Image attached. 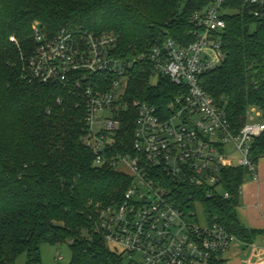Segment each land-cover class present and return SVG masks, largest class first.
I'll return each instance as SVG.
<instances>
[{
  "label": "trees",
  "instance_id": "16d2710c",
  "mask_svg": "<svg viewBox=\"0 0 264 264\" xmlns=\"http://www.w3.org/2000/svg\"><path fill=\"white\" fill-rule=\"evenodd\" d=\"M210 2L0 0V264H15L23 255L27 264H40L44 245H68L70 264H126L98 230V206L122 201L132 177L112 166H95L96 156L85 144V111L77 108L73 93L27 79L35 24L47 36L62 29L114 32L120 38L118 54L131 61L167 38L192 43L193 19ZM226 8L225 61L200 84L224 108L237 134L253 109L264 122V18L255 17L244 0H229ZM128 74L126 99L146 102L158 112L167 111L181 94L182 87L167 78L152 85V69L142 61ZM135 121V111L123 114L117 152L132 153ZM250 156L255 163L264 156V133L253 141ZM248 176L241 166L225 167L221 192L208 195L205 188L159 175L171 189L169 201L186 218L200 206L208 222L217 221L244 245L264 237V230L249 229L238 216Z\"/></svg>",
  "mask_w": 264,
  "mask_h": 264
},
{
  "label": "built area",
  "instance_id": "2783aa9c",
  "mask_svg": "<svg viewBox=\"0 0 264 264\" xmlns=\"http://www.w3.org/2000/svg\"><path fill=\"white\" fill-rule=\"evenodd\" d=\"M229 0H211L193 19V42L179 45L167 38L162 45L127 61L118 54L120 38L114 32L91 33L62 29L47 36L36 24L35 47L27 60V79L60 85L73 93L83 108L87 124L86 146L95 154V166H112L132 177L123 200L98 206V230L106 244L120 249L130 264H210L239 242L217 221L191 218L173 202L171 189L159 175L173 183L205 188L208 195L221 192V171L241 166L257 180L251 146L264 133L258 110L235 134L224 108L201 86L200 78L225 61L221 36ZM252 14L264 18V0H244ZM14 40V39H13ZM147 63L154 80L167 78L181 86V94L158 110L139 100H127L129 69ZM136 112L131 154L116 151L124 135L123 114ZM233 145L229 153L227 146ZM237 154V163L229 159ZM261 157L260 159H263ZM259 159V160H260ZM258 160V161H259ZM228 198V194H224ZM204 216V215H203ZM244 263L263 257L256 243L245 245ZM62 257L57 262L61 264ZM257 264H264L259 262Z\"/></svg>",
  "mask_w": 264,
  "mask_h": 264
},
{
  "label": "rangeland",
  "instance_id": "374dc122",
  "mask_svg": "<svg viewBox=\"0 0 264 264\" xmlns=\"http://www.w3.org/2000/svg\"><path fill=\"white\" fill-rule=\"evenodd\" d=\"M36 25V24H35ZM14 38H11V41H15ZM154 83H157V80H154ZM258 122H262L260 119H256ZM227 151L231 153L233 151V145L227 146ZM229 159H232L234 161V164L237 163V154H231L229 156ZM264 160V158H263ZM262 168V167H261ZM259 169L257 166V177L259 176V182L255 183L253 181H256L253 179V176L249 174V176L246 179L245 184H248L247 190L250 192L253 197V201L255 202L256 206V214L258 213L259 216L263 219L262 215H264V176H263V169ZM259 169V172H258ZM254 195V196H253ZM244 196H245V190L241 192V200H240V207H243L244 204ZM253 203V202H252ZM245 207V206H244ZM261 210V211H260ZM262 212V215H261ZM197 213L200 217V220H203V210L200 206H197ZM253 214V210H252ZM244 222V221H243ZM246 225L247 222H244ZM256 243V246L258 248H264V240H258ZM111 249L115 250L112 246ZM246 249V246L241 245L240 243H233L232 249L223 255V263L221 264H245L243 263L244 259H247L250 257L249 255H245L244 251ZM119 252H121L120 249H117ZM58 256L62 257L61 264H70L72 259V253L68 245H62V246H51V245H44L41 248V263L40 264H58L57 258ZM15 264H27L26 257L23 255L21 256ZM126 264H130L129 260H126Z\"/></svg>",
  "mask_w": 264,
  "mask_h": 264
},
{
  "label": "crops",
  "instance_id": "0c3cea01",
  "mask_svg": "<svg viewBox=\"0 0 264 264\" xmlns=\"http://www.w3.org/2000/svg\"><path fill=\"white\" fill-rule=\"evenodd\" d=\"M257 166L259 169L262 167L261 169H263V176H264V160L260 159L258 161ZM259 169H258V172H259ZM253 182L258 183L259 182V176H258L257 180L253 181ZM247 188H248V184H244L241 188V192H243L245 190V196H244V201H243L245 204L244 205L245 207L244 206L239 207L238 216H239L240 220L242 221V223L246 227H248L249 229H251V230H264V215H262V212H261V215L263 217V219H262L258 213L256 214L255 210H256V207H258V206H256L255 202L253 201L254 199L251 195V191L249 192L247 190ZM252 210H253V214H252ZM243 221L247 222L248 225H246ZM258 240H264V237L259 238ZM261 249L264 250V248H261ZM245 260L246 259L243 260V263ZM251 260H252L251 263H253V264H257L259 262L264 263V255H263V257H261L259 259L252 258Z\"/></svg>",
  "mask_w": 264,
  "mask_h": 264
}]
</instances>
